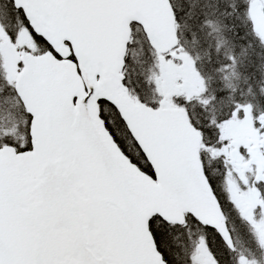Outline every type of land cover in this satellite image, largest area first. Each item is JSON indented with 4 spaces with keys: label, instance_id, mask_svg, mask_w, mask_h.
I'll use <instances>...</instances> for the list:
<instances>
[{
    "label": "snow or ice",
    "instance_id": "1",
    "mask_svg": "<svg viewBox=\"0 0 264 264\" xmlns=\"http://www.w3.org/2000/svg\"><path fill=\"white\" fill-rule=\"evenodd\" d=\"M0 264H264V0H0Z\"/></svg>",
    "mask_w": 264,
    "mask_h": 264
}]
</instances>
